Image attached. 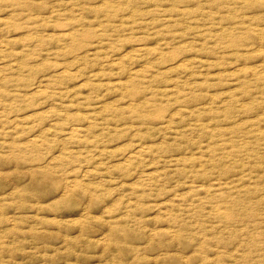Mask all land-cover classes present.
<instances>
[{
	"label": "rangeland",
	"instance_id": "rangeland-1",
	"mask_svg": "<svg viewBox=\"0 0 264 264\" xmlns=\"http://www.w3.org/2000/svg\"><path fill=\"white\" fill-rule=\"evenodd\" d=\"M0 264H264V0H0Z\"/></svg>",
	"mask_w": 264,
	"mask_h": 264
}]
</instances>
